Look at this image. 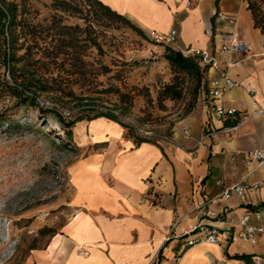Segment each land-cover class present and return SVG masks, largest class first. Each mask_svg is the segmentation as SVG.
<instances>
[{
  "label": "crops",
  "instance_id": "crops-1",
  "mask_svg": "<svg viewBox=\"0 0 264 264\" xmlns=\"http://www.w3.org/2000/svg\"><path fill=\"white\" fill-rule=\"evenodd\" d=\"M98 1L145 35L175 30L172 47L177 50L214 53L220 68L237 83L214 104L235 110L241 122L226 132L234 125L224 126L226 119L213 116L203 104L199 115L173 131L175 144L138 143L104 117L78 122L73 128L76 146L90 153L69 168L75 211L46 249L34 256V263L150 264L155 259L172 264L184 240L201 235L192 230L202 223L217 227L219 244L189 247L178 264H252L255 256H264V166L247 163L250 151L264 150V114L254 113L264 109V36L254 27L246 1L219 0L218 12L237 18L246 47L231 58L218 53L227 27L216 17L211 35L215 0H198L192 8L189 0ZM217 79L219 71L207 69L206 83ZM205 133L209 136L202 140ZM235 184L246 187L244 194L222 199L223 191ZM212 199L208 208L216 217L203 219L198 207ZM246 215L249 226L262 229L257 244L227 241L223 231L238 234ZM216 219L224 224H214Z\"/></svg>",
  "mask_w": 264,
  "mask_h": 264
},
{
  "label": "rangeland",
  "instance_id": "rangeland-1",
  "mask_svg": "<svg viewBox=\"0 0 264 264\" xmlns=\"http://www.w3.org/2000/svg\"><path fill=\"white\" fill-rule=\"evenodd\" d=\"M7 1L17 4L23 27L17 58L30 52L15 64V77L29 72L47 90L37 92L41 109L2 90L3 76L12 79L0 44V264H35L74 214L69 168L90 153L65 137L55 113L70 122L113 109L145 132L170 137L200 114L203 95L164 59L163 45L106 17L91 0ZM251 1L264 14V0ZM172 83L180 97L162 99Z\"/></svg>",
  "mask_w": 264,
  "mask_h": 264
},
{
  "label": "built area",
  "instance_id": "built-area-1",
  "mask_svg": "<svg viewBox=\"0 0 264 264\" xmlns=\"http://www.w3.org/2000/svg\"><path fill=\"white\" fill-rule=\"evenodd\" d=\"M216 19L220 23H224L226 25L225 37L221 45H219L218 53H221L228 58H231L234 55L240 54L245 51L246 47L242 41L240 34L237 31L238 21L235 16L225 15L223 13H217ZM155 45H167L173 46L176 42L177 33L175 30L169 31L167 34H160L155 31H149L146 35ZM184 57H196L199 59V63L201 67H207L208 69L218 70L219 71V79L212 80L209 84H206L207 92L206 97L203 99V104L206 108L210 109L213 116L220 119H228L230 117H234L235 114H238L235 110L224 111L222 107H218L214 104V100L221 97L222 93L228 89L236 86V82L229 78L227 75L226 69H221L219 66V61L215 57L214 53L209 50L203 49H183L179 50ZM229 64H227L228 67ZM102 113H111L116 116L119 120H122L127 126L132 128L136 135L139 137L152 140L156 142H164L175 144V140L172 137L164 136V135H154L151 132H145L140 129L134 121L124 116L122 113L115 111L113 109H105ZM255 114L261 115L264 114V109H256ZM239 121L234 126L226 129V132L234 131L237 129ZM184 135L188 137V131H184ZM209 134L205 133L202 137V140L206 139ZM202 141L198 142V145H201ZM247 163H256L259 167L264 166V150L254 149L247 154ZM217 185H221L220 181L216 182ZM254 185L251 188H256ZM246 187L242 184H235L229 188H226L221 195V198L227 200L231 197L232 194L241 196L244 194ZM215 199H212L209 202L204 201V203L199 206V211L201 213L202 218H211L216 217V213L208 208L209 203H214ZM249 216L246 215L241 221L240 226L242 230L235 234L230 229H226L223 231V235L227 236V241H234L236 239H240L243 243L257 244V234L262 232V229H256L248 225ZM214 224H224V221L221 219H216ZM192 232H200L201 235L196 238H186L183 244L180 246L179 253L172 259V264H178L180 255L184 250L189 247H192L198 243L206 242L212 244H219V230L217 227L213 225H205L199 224L195 227ZM188 236V235H187ZM150 264H158L157 260H152ZM252 264H264V256L257 255L254 257Z\"/></svg>",
  "mask_w": 264,
  "mask_h": 264
},
{
  "label": "trees",
  "instance_id": "trees-1",
  "mask_svg": "<svg viewBox=\"0 0 264 264\" xmlns=\"http://www.w3.org/2000/svg\"><path fill=\"white\" fill-rule=\"evenodd\" d=\"M92 3L97 7V9L106 17L119 21L129 27L133 32H135L138 36L147 38L148 37L135 25H133L128 19L124 16L116 13L111 10L108 6L104 5L98 0H91ZM247 3V9L250 11L254 27L260 29L262 35L264 36V14L261 13L258 5L251 0H244ZM219 0L214 1V6L216 12L214 16L210 19L211 23V35H214L215 31V17L218 12ZM19 11L18 6L14 2H8L7 0H0V44L3 47L2 50V60L3 65L8 68V73L11 74L12 81L9 82L7 77L4 75L1 80L4 91L10 93L15 99L18 100L20 104L26 105L28 107L41 109L42 107L39 105L37 92L46 91L47 88L41 82H37L35 76L26 73L19 80L18 77H15L16 63L19 60L29 57V50L23 55V57L17 58L16 53V44L18 40L17 30L23 29L21 27V21L18 20ZM164 59L175 69L178 71L192 77L198 86L199 91L203 94L207 92L206 89V80L205 73L207 71V67H201L199 63V59L196 57H184L179 50H175L171 46L163 45ZM12 64V73L10 71V65ZM1 84V82H0ZM35 89V93H31L32 90ZM180 92L176 88V84L172 83L171 85H167L161 92L162 99L173 98L177 99L180 97ZM57 121L61 124L63 128V133L67 139H72L73 137V128L74 126L83 120L91 121L96 118L104 117L108 120L117 122L126 130V136L134 138L138 143L147 142L146 139H143L136 135L132 131L129 126L123 124L116 116L111 113H96L92 116L86 117H78L70 122H64L61 114L55 113ZM241 120L239 114H235L234 117H230L225 120L224 126L235 125Z\"/></svg>",
  "mask_w": 264,
  "mask_h": 264
}]
</instances>
